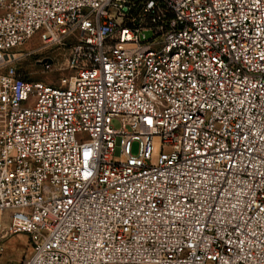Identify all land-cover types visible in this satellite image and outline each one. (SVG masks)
Returning <instances> with one entry per match:
<instances>
[{"label": "built area", "instance_id": "1", "mask_svg": "<svg viewBox=\"0 0 264 264\" xmlns=\"http://www.w3.org/2000/svg\"><path fill=\"white\" fill-rule=\"evenodd\" d=\"M35 38L57 86L12 67ZM19 234L20 264H264V0H0V257Z\"/></svg>", "mask_w": 264, "mask_h": 264}, {"label": "rangeland", "instance_id": "2", "mask_svg": "<svg viewBox=\"0 0 264 264\" xmlns=\"http://www.w3.org/2000/svg\"><path fill=\"white\" fill-rule=\"evenodd\" d=\"M13 53L15 59L12 67L29 81L57 86L59 80L66 75L63 68L67 50L63 47H50L35 38ZM112 127L118 128V123L113 121ZM133 152H136V146L133 147ZM7 215L8 213H5L4 217ZM3 247L4 253L0 257V263L10 260L14 264H20L31 252L29 238L24 234L10 237Z\"/></svg>", "mask_w": 264, "mask_h": 264}]
</instances>
